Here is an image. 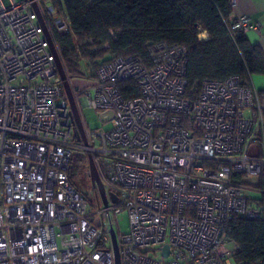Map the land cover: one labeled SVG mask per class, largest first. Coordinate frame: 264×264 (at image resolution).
<instances>
[{
  "label": "built area",
  "instance_id": "1",
  "mask_svg": "<svg viewBox=\"0 0 264 264\" xmlns=\"http://www.w3.org/2000/svg\"><path fill=\"white\" fill-rule=\"evenodd\" d=\"M33 3L47 27L70 31L53 0H0V264H115L111 228L120 264H228L229 220L257 217L264 194L258 91L239 75L187 91L185 46L151 43L147 60L109 59L85 86L69 78L78 106L110 124L83 121L84 145ZM258 28L247 15L229 25ZM125 81L136 95L124 97ZM76 151L93 156L107 205L71 184Z\"/></svg>",
  "mask_w": 264,
  "mask_h": 264
},
{
  "label": "trees",
  "instance_id": "2",
  "mask_svg": "<svg viewBox=\"0 0 264 264\" xmlns=\"http://www.w3.org/2000/svg\"><path fill=\"white\" fill-rule=\"evenodd\" d=\"M53 4L70 23V31L64 32L47 21L69 78L83 74L81 61L95 68L131 54L147 60L149 45L160 41L185 46L187 91L203 80L230 75H239L242 84L251 86V75H264L261 47L252 44L246 33L229 31L233 16L229 0H53ZM120 88L126 98L137 94L132 81ZM258 97L264 99V89ZM258 135L264 133L259 130ZM71 173V184L83 193ZM240 178L234 175V181ZM259 187L264 188V181ZM257 198L261 208L257 217L228 222L226 235L236 245L235 264H264V194Z\"/></svg>",
  "mask_w": 264,
  "mask_h": 264
},
{
  "label": "water",
  "instance_id": "3",
  "mask_svg": "<svg viewBox=\"0 0 264 264\" xmlns=\"http://www.w3.org/2000/svg\"><path fill=\"white\" fill-rule=\"evenodd\" d=\"M32 6H33L34 11L37 14L38 21L43 28L45 37L47 38V40L49 42L50 49H51V51L55 57V63H56V67L58 70V74H59V77L62 81L64 92L66 94V97H67L69 105H70V112L72 114L73 122L75 125L76 141L82 142L84 145H87L88 140L86 137V131H85L83 119H82L81 114H80V109L78 107V103H77V101L73 95L72 86L70 84L69 77L66 74V71H65L64 66L62 64V61H61V58H60L59 53L57 51V48L54 44V41L52 39V36L50 34V31H49L46 23H45V20L41 14V11L39 9L38 4L33 3ZM87 161H88V167H89V171H90L91 185L93 188L96 189L97 193L99 194V196L102 200V203L104 205H107L108 204V198H107V193L105 190L104 182L102 181V178H101V176L98 172V169L96 167L94 158L91 154L87 155ZM110 198L113 202L116 201V196L113 193H110ZM110 232H111L112 245H113L114 257H115L114 261H115V264H120V256H119V249H118V244H117V240H116V235H115V232L112 228L110 229ZM162 250H163L164 254L167 255L168 247L164 246Z\"/></svg>",
  "mask_w": 264,
  "mask_h": 264
},
{
  "label": "rangeland",
  "instance_id": "4",
  "mask_svg": "<svg viewBox=\"0 0 264 264\" xmlns=\"http://www.w3.org/2000/svg\"><path fill=\"white\" fill-rule=\"evenodd\" d=\"M20 1V0H17ZM203 39V38H202ZM100 62V61H99ZM99 65V64H98ZM98 66H95V68H91L88 66L84 61H81V68L83 71V74L79 76L78 78H74L73 82H75L78 85L85 86L87 84V80L93 81L95 79V72ZM262 106H264V99H259ZM79 107V106H78ZM81 117L85 123V125L91 129L92 131L96 130H106L109 128L110 124L108 121L102 122L101 116L99 115L96 110H94L91 107H88L87 105L82 104V106L79 107ZM87 155L86 153L76 151L73 155L72 159V165H71V175L73 177V180L81 187V190L84 194L88 195L90 198H95V191L93 192L92 185L90 179H86V171H84L85 166L87 165ZM89 177V176H87ZM245 183L248 185L245 186L246 192L257 196V193H255L252 190V183L250 179H245ZM123 219L120 221L117 220L116 223L119 224L122 231H127L128 229V223L125 215H123ZM231 245L228 244L227 248Z\"/></svg>",
  "mask_w": 264,
  "mask_h": 264
},
{
  "label": "crops",
  "instance_id": "5",
  "mask_svg": "<svg viewBox=\"0 0 264 264\" xmlns=\"http://www.w3.org/2000/svg\"><path fill=\"white\" fill-rule=\"evenodd\" d=\"M232 15H247L251 18L252 21L259 23V28L257 30L251 29L246 33V35L252 44H258L261 47L262 51H264V0H234V3L232 5ZM205 33L206 38H208L209 36L207 32ZM250 80L251 85L257 91L264 89V75H251ZM87 81V83L90 82L89 80ZM228 244H230L231 246L227 249L230 250L233 254L236 245L231 241H229ZM232 254L228 257V264H235L232 259Z\"/></svg>",
  "mask_w": 264,
  "mask_h": 264
}]
</instances>
